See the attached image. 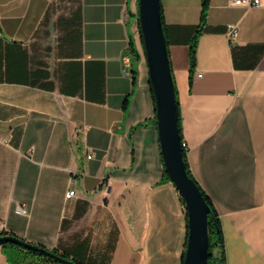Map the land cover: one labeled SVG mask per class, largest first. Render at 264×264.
I'll return each mask as SVG.
<instances>
[{
  "label": "crops",
  "instance_id": "0c3cea01",
  "mask_svg": "<svg viewBox=\"0 0 264 264\" xmlns=\"http://www.w3.org/2000/svg\"><path fill=\"white\" fill-rule=\"evenodd\" d=\"M203 1L160 0L181 141L224 264H264V0H207L202 21ZM138 7L0 0V234L79 264H183L187 221L164 175Z\"/></svg>",
  "mask_w": 264,
  "mask_h": 264
},
{
  "label": "water",
  "instance_id": "95a60500",
  "mask_svg": "<svg viewBox=\"0 0 264 264\" xmlns=\"http://www.w3.org/2000/svg\"><path fill=\"white\" fill-rule=\"evenodd\" d=\"M139 27L148 77L155 104V119L165 171L185 204L187 241L183 264H209L208 217L213 215L196 182L186 172L179 132V114L168 48L161 17L160 0H139ZM215 224V222H214ZM216 227L215 235H219ZM9 242L35 251L65 264V260L47 249L17 236H0V243Z\"/></svg>",
  "mask_w": 264,
  "mask_h": 264
},
{
  "label": "trees",
  "instance_id": "16d2710c",
  "mask_svg": "<svg viewBox=\"0 0 264 264\" xmlns=\"http://www.w3.org/2000/svg\"><path fill=\"white\" fill-rule=\"evenodd\" d=\"M206 8H207V0H204L203 6H202V11H201V20L202 21H204V19L206 17ZM163 29H164V27H163ZM194 48H195V39H194L193 44L191 46V52H190L192 65L194 64ZM173 81H174V78H173ZM174 88H175V94H176V100H177V106H178V114H179V132H180V136H181L180 110H179V102H178V98H177V88L175 85V81H174ZM182 151H183V160H184L187 175L196 182V180L193 178V176L191 174V171L189 170L186 151L184 150L183 147H182ZM163 170H164V175L166 176V178L168 180H170L166 171H165V168ZM196 184H197L199 190L201 191L202 196L205 199L206 203L208 204V206L211 210V213L214 217V219L211 216L208 217L209 253H210L209 264H224L225 263V254H224L223 238H222V233H221V229H220V224H219L217 212H216L211 200L209 199V197L200 188V186L198 185L197 182H196ZM181 200H182V198H181ZM182 203H183L186 221H187L185 204H184L183 200H182ZM214 222H215V224H214ZM216 227H218L220 230L218 236L215 235ZM3 235L15 236V235L8 234V233H1L0 234V236H3ZM0 247H1L2 253L5 255L7 262L9 264H65L62 262H58L52 258H49L43 254L37 253V252L32 251V250L25 249L23 247H20L16 244H12L9 242L0 243ZM47 250L52 252L53 254L65 259V260L74 261V260L70 259L64 253H60L56 250H49V249H47ZM214 250H215V254H214Z\"/></svg>",
  "mask_w": 264,
  "mask_h": 264
},
{
  "label": "built area",
  "instance_id": "2783aa9c",
  "mask_svg": "<svg viewBox=\"0 0 264 264\" xmlns=\"http://www.w3.org/2000/svg\"><path fill=\"white\" fill-rule=\"evenodd\" d=\"M230 3L234 6H259L260 5V1L259 0H229ZM237 35V27L235 25H228L227 26V37L229 42H232L234 37ZM130 55L129 54H125L121 57V63L125 69V74L126 75H130V72L128 71V69L131 66V62H130ZM200 76V74L198 75ZM87 128L86 125H83L81 129L85 130ZM181 146L184 148V150L186 151L187 146L186 143L181 141ZM87 158H91V155H88ZM74 195V191L73 190H69L66 193V198H70ZM18 212L23 213L24 210L22 208L18 209Z\"/></svg>",
  "mask_w": 264,
  "mask_h": 264
}]
</instances>
